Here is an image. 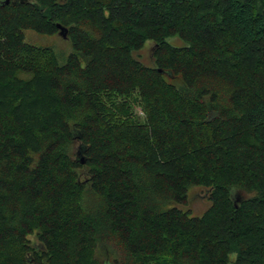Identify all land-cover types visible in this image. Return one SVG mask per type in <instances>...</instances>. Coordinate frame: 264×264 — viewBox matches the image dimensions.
I'll list each match as a JSON object with an SVG mask.
<instances>
[{"label":"trees","instance_id":"1","mask_svg":"<svg viewBox=\"0 0 264 264\" xmlns=\"http://www.w3.org/2000/svg\"><path fill=\"white\" fill-rule=\"evenodd\" d=\"M0 264H264V0H0Z\"/></svg>","mask_w":264,"mask_h":264},{"label":"rangeland","instance_id":"2","mask_svg":"<svg viewBox=\"0 0 264 264\" xmlns=\"http://www.w3.org/2000/svg\"><path fill=\"white\" fill-rule=\"evenodd\" d=\"M26 42L39 46V47H49L53 49L61 63H65L69 54L71 53L70 43L63 39L59 34L52 36H46L38 34L32 30H26L25 32ZM168 42L174 46L181 47L184 46V42L177 37H172L168 39ZM154 45L153 43H148L144 49L136 53V56H140L141 61L148 66L154 65ZM137 113L142 115V109L138 105L135 108ZM242 199H245L249 194L245 191H236V194ZM210 202L208 200L207 190L204 188L195 187L190 190L188 204L186 206H181L184 210H190L193 216H202V214L208 209Z\"/></svg>","mask_w":264,"mask_h":264},{"label":"water","instance_id":"3","mask_svg":"<svg viewBox=\"0 0 264 264\" xmlns=\"http://www.w3.org/2000/svg\"><path fill=\"white\" fill-rule=\"evenodd\" d=\"M7 2H9V0H7ZM58 29H59V36H61L63 39H67L68 38V30L62 26L61 24L58 25Z\"/></svg>","mask_w":264,"mask_h":264}]
</instances>
